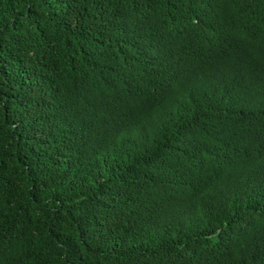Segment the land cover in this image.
Masks as SVG:
<instances>
[{
  "label": "trees",
  "instance_id": "obj_1",
  "mask_svg": "<svg viewBox=\"0 0 264 264\" xmlns=\"http://www.w3.org/2000/svg\"><path fill=\"white\" fill-rule=\"evenodd\" d=\"M0 264H264V0H0Z\"/></svg>",
  "mask_w": 264,
  "mask_h": 264
}]
</instances>
